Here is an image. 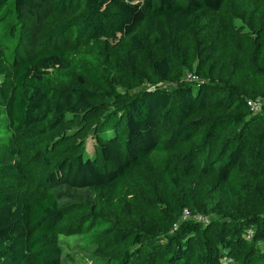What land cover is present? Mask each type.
I'll return each instance as SVG.
<instances>
[{
  "label": "trees",
  "instance_id": "1",
  "mask_svg": "<svg viewBox=\"0 0 264 264\" xmlns=\"http://www.w3.org/2000/svg\"><path fill=\"white\" fill-rule=\"evenodd\" d=\"M209 13L226 29L210 27ZM7 23L0 54L13 72L0 85V142L21 139L35 184H6L18 165L0 162V264H62L63 223L85 202L93 216L76 223L88 238L92 226L107 230L117 264H141L148 236L139 213L153 223V241L168 233L154 264H226L221 248L248 247L242 263L264 264L254 248L264 211L191 218L171 232L173 216L185 208L195 216L192 190L244 201L253 189L244 171L264 163V111L247 104L264 96V0H0V29ZM145 83L133 94L117 88ZM97 115L94 155L57 133ZM110 186L117 230L91 196ZM195 236L203 249L191 250Z\"/></svg>",
  "mask_w": 264,
  "mask_h": 264
},
{
  "label": "rangeland",
  "instance_id": "2",
  "mask_svg": "<svg viewBox=\"0 0 264 264\" xmlns=\"http://www.w3.org/2000/svg\"><path fill=\"white\" fill-rule=\"evenodd\" d=\"M233 7V5H231ZM231 12H227L226 15H230ZM208 23L212 27L219 25L220 29H226L224 17L217 13L208 14ZM237 24H241L242 20L237 19ZM9 24L7 23L0 29V38L8 34ZM9 54V52H7ZM4 53L0 54V85L2 86L4 82H8L12 76L13 68H11L9 60L5 57L3 58ZM10 56V54H9ZM187 71V70H185ZM184 71V73H185ZM204 82V80H203ZM163 86L170 85V83H164ZM151 86L149 83H145L142 86H124L118 85L117 88L120 91H129L130 93H135L141 88ZM5 90H0V96L7 92ZM1 100V99H0ZM108 101V99H107ZM1 107V103H0ZM83 115H80L82 117ZM101 115H97L94 118L90 119V123L86 119H79L74 124H67L60 128L57 132L58 135L62 133L71 134L74 142L81 141V144L86 143L87 152L90 155L96 153L95 142L93 139L94 132V123L98 120ZM6 122V120H5ZM260 138H264V133L261 131ZM10 144L4 145L0 142V162L10 165H18V168L14 171L11 179L5 183L8 185H13L16 187H26L30 190H34V169L30 163V158L26 152L27 148L24 147L22 141L19 137L9 142ZM19 150L17 154L16 151ZM259 165L252 164L249 168L244 171L248 175L249 181L252 184V192L249 197L241 202H224L223 199H211L209 196L204 198L203 194L198 192L199 187L192 190L196 192V200H193L192 209L195 212V215H200L204 218L205 222H210L212 219H221L224 215H239L240 212H261L264 211V163L259 162ZM25 174V175H22ZM114 187H101L93 190L91 192L92 199L99 200L104 206L107 212H103L102 216L104 221L107 222L111 230H117V212L112 210V207L115 203V198L113 197ZM159 196V195H158ZM87 202L75 205L73 209H81V212H73L67 218V221L63 223V228L67 230L65 235H61V245L64 251L62 264H117V261L120 262V255L117 253V250H113L110 239L106 237L107 230L96 229L95 226H92L90 231V237H86L85 234L80 230L79 225L76 223L79 220L80 213H89L85 218V221L92 218V211L89 208V205H86ZM161 211H165L170 215V208L165 203L161 204ZM175 220H178L177 223L180 225L182 223L181 216H173ZM98 220V217L96 218ZM137 229L143 230V236L145 238L144 245L147 250L140 259L141 264H154L153 257L154 255L161 254L164 241V233L159 236L155 241L151 238L150 235L153 231V223L142 213H139L137 218ZM214 228L209 230L207 237V242L213 243L212 232ZM205 237V236H204ZM195 243L191 250H200L203 249V241L200 240L199 236H195ZM100 239V244L95 242V240ZM155 247V251L151 252L150 248ZM171 248V246H169ZM253 247V246H252ZM255 250L260 249L261 252H264V241H258L254 245ZM250 247L247 249H234L228 251V249L221 248V254L228 252V255L223 256V260L227 262L226 264H243L242 261L246 252H249ZM191 255V254H190ZM234 258V259H232Z\"/></svg>",
  "mask_w": 264,
  "mask_h": 264
},
{
  "label": "built area",
  "instance_id": "3",
  "mask_svg": "<svg viewBox=\"0 0 264 264\" xmlns=\"http://www.w3.org/2000/svg\"><path fill=\"white\" fill-rule=\"evenodd\" d=\"M187 78L188 79H191L193 81H201V79L193 74V73H187ZM247 104L248 106L250 107V109L253 111V112H261V111H264V96L262 97H258V98H250L247 100ZM191 218H194L196 220H199V221H205L204 218L200 215H193L191 210L189 208H185L184 211H183V214H182V221L184 220H188V219H191ZM179 224L178 223H175L171 232H174L177 230ZM253 230H250L249 233H248V238H251L252 235H253Z\"/></svg>",
  "mask_w": 264,
  "mask_h": 264
}]
</instances>
